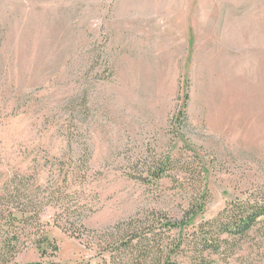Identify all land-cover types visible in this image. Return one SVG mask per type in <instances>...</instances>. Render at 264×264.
Wrapping results in <instances>:
<instances>
[{"label": "rangeland", "instance_id": "374dc122", "mask_svg": "<svg viewBox=\"0 0 264 264\" xmlns=\"http://www.w3.org/2000/svg\"><path fill=\"white\" fill-rule=\"evenodd\" d=\"M257 195L264 0H0V210L24 211L17 264H140L128 231L198 209L162 236L189 242ZM43 231L58 248L45 258ZM199 249L169 254L264 264V219Z\"/></svg>", "mask_w": 264, "mask_h": 264}, {"label": "trees", "instance_id": "16d2710c", "mask_svg": "<svg viewBox=\"0 0 264 264\" xmlns=\"http://www.w3.org/2000/svg\"><path fill=\"white\" fill-rule=\"evenodd\" d=\"M185 115V113L181 114L184 118ZM168 162L169 161H166L159 166V169L153 171L151 176H153L154 180L160 181L165 178L166 172L171 170L168 167ZM140 180L145 182L144 178H141ZM0 201H3L2 198H0ZM239 203V205L233 203L229 207H226L222 213L220 212L216 219L203 224L200 227L201 234L196 240L193 237L189 242L183 239L180 240V242L173 241L172 243H166L165 240L167 237L163 238L162 236L173 230L180 229L182 231L184 226L188 225L190 220L200 212L198 209L191 212L185 222L173 223L171 220L164 217V224H160L161 231L159 234H155L154 232L145 233L143 229L128 231L129 241L127 244H131L132 249L135 250L133 253L140 264H180L173 260L171 254H169L171 251L175 252V250L180 248L184 251L194 253L196 249L200 247L199 250L201 257L205 252H208V250L216 252L219 249H222L223 245L228 244L229 239L237 237L244 238L247 236L255 229L256 225L264 219L263 195L253 196L252 199ZM65 211L68 215V210L65 209ZM20 212L24 214V211L17 210L14 207L0 210V264H17L15 258L19 252V224L22 220V218L20 219L18 216L21 215ZM37 215L38 214L36 213V216ZM124 225L126 224L117 226L116 229L120 230ZM81 227L84 228L83 225ZM158 235L163 239L159 244L156 243L155 238ZM34 245L37 246V250L40 252L42 258H45L48 255V250L54 252L58 251L57 246L54 243L49 242L45 231H43L41 237L34 242ZM132 262H134V259ZM48 264L57 263L50 262Z\"/></svg>", "mask_w": 264, "mask_h": 264}]
</instances>
